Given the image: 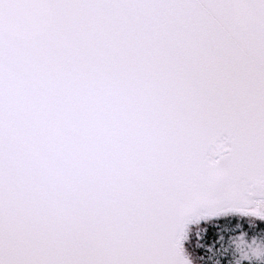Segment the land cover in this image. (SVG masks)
Here are the masks:
<instances>
[{
	"label": "snow or ice",
	"instance_id": "obj_1",
	"mask_svg": "<svg viewBox=\"0 0 264 264\" xmlns=\"http://www.w3.org/2000/svg\"><path fill=\"white\" fill-rule=\"evenodd\" d=\"M228 211L264 219V0H0V264H192Z\"/></svg>",
	"mask_w": 264,
	"mask_h": 264
},
{
	"label": "flooded vegetation",
	"instance_id": "obj_2",
	"mask_svg": "<svg viewBox=\"0 0 264 264\" xmlns=\"http://www.w3.org/2000/svg\"><path fill=\"white\" fill-rule=\"evenodd\" d=\"M209 231L216 237L212 241ZM215 264L216 260L227 258L230 264H264V259L257 258V252L264 250V219L257 215L233 211L225 212L219 217H208L202 223H191L188 230V246L192 264H201L197 251L203 247Z\"/></svg>",
	"mask_w": 264,
	"mask_h": 264
},
{
	"label": "water",
	"instance_id": "obj_3",
	"mask_svg": "<svg viewBox=\"0 0 264 264\" xmlns=\"http://www.w3.org/2000/svg\"><path fill=\"white\" fill-rule=\"evenodd\" d=\"M229 212V211H228ZM195 221H199V219H197V220H194L193 222H195Z\"/></svg>",
	"mask_w": 264,
	"mask_h": 264
}]
</instances>
